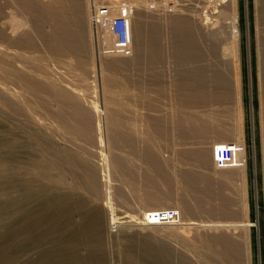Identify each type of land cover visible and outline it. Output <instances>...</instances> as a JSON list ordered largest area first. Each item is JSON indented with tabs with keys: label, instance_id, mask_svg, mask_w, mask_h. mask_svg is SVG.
<instances>
[{
	"label": "rangeland",
	"instance_id": "1",
	"mask_svg": "<svg viewBox=\"0 0 264 264\" xmlns=\"http://www.w3.org/2000/svg\"><path fill=\"white\" fill-rule=\"evenodd\" d=\"M232 1L0 0V264H264V0ZM120 7L132 50L107 56L93 16Z\"/></svg>",
	"mask_w": 264,
	"mask_h": 264
},
{
	"label": "built area",
	"instance_id": "2",
	"mask_svg": "<svg viewBox=\"0 0 264 264\" xmlns=\"http://www.w3.org/2000/svg\"><path fill=\"white\" fill-rule=\"evenodd\" d=\"M132 16L133 11L129 7L99 8L93 16V21L102 31H108L112 37V43L107 46V56H128L131 53L132 40ZM245 153V147L241 142L216 145L213 148L214 166L219 171L241 168V156ZM178 214L174 211L155 212L149 215L151 220L158 224L174 222Z\"/></svg>",
	"mask_w": 264,
	"mask_h": 264
},
{
	"label": "crops",
	"instance_id": "3",
	"mask_svg": "<svg viewBox=\"0 0 264 264\" xmlns=\"http://www.w3.org/2000/svg\"><path fill=\"white\" fill-rule=\"evenodd\" d=\"M230 132L229 131L219 132V131L214 130V131L207 133V135H205L206 138H198V139H195V141L205 143L207 145L205 146V149H209L211 151L215 144L226 143L227 142L226 137H228V133ZM211 157H212V151H211ZM225 171H228V173H230L228 174V177L232 178V180L234 181L236 185L250 186L251 176H250V172L248 168H246L244 172L239 171V170H233V169L225 170Z\"/></svg>",
	"mask_w": 264,
	"mask_h": 264
},
{
	"label": "bare ground",
	"instance_id": "4",
	"mask_svg": "<svg viewBox=\"0 0 264 264\" xmlns=\"http://www.w3.org/2000/svg\"><path fill=\"white\" fill-rule=\"evenodd\" d=\"M232 5H233V1H232ZM234 7H236V6H234ZM232 10H233V7H232ZM231 12H233V11H231ZM233 16L235 17V12L233 13ZM234 17H233V20H234ZM233 20H232L231 33L228 31L231 34V43H232L233 50H234L233 51V54L231 53L232 54V57H231V69H230V73H231V78L238 84V82L240 80V65H241V62H240V34H239V30H238L237 26H235L236 23ZM263 25H264V22H263ZM228 54H230V53H228ZM150 219L151 218H149V221H150ZM149 221L147 220V224L153 223V224L158 225V223H156L154 220H151L150 222Z\"/></svg>",
	"mask_w": 264,
	"mask_h": 264
}]
</instances>
